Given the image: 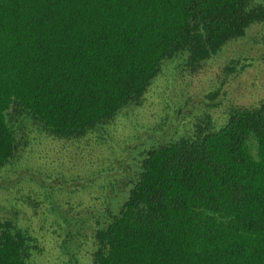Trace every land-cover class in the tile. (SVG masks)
Segmentation results:
<instances>
[{"label": "trees", "instance_id": "obj_1", "mask_svg": "<svg viewBox=\"0 0 264 264\" xmlns=\"http://www.w3.org/2000/svg\"><path fill=\"white\" fill-rule=\"evenodd\" d=\"M255 23L263 0H0V166L18 148L13 108L81 134L141 99L167 58L200 63ZM16 228L0 225V264H27ZM97 238L95 264H264V102L152 149Z\"/></svg>", "mask_w": 264, "mask_h": 264}, {"label": "rangeland", "instance_id": "obj_2", "mask_svg": "<svg viewBox=\"0 0 264 264\" xmlns=\"http://www.w3.org/2000/svg\"><path fill=\"white\" fill-rule=\"evenodd\" d=\"M262 102L264 23H255L200 63L187 50L167 58L141 99L81 134L56 135L15 107L0 225L27 234V264H95L97 233L123 209L152 149L216 131L235 108Z\"/></svg>", "mask_w": 264, "mask_h": 264}]
</instances>
